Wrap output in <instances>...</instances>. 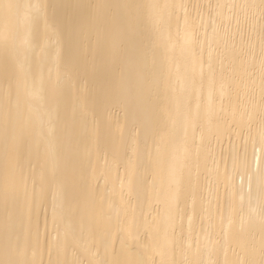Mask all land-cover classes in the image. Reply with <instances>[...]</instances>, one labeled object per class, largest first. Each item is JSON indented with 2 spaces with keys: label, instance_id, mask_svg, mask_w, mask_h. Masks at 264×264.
<instances>
[{
  "label": "bare ground",
  "instance_id": "6f19581e",
  "mask_svg": "<svg viewBox=\"0 0 264 264\" xmlns=\"http://www.w3.org/2000/svg\"><path fill=\"white\" fill-rule=\"evenodd\" d=\"M0 264H264V0H0Z\"/></svg>",
  "mask_w": 264,
  "mask_h": 264
},
{
  "label": "rangeland",
  "instance_id": "374dc122",
  "mask_svg": "<svg viewBox=\"0 0 264 264\" xmlns=\"http://www.w3.org/2000/svg\"><path fill=\"white\" fill-rule=\"evenodd\" d=\"M47 215V213L45 214V216ZM41 216H43V212L41 213Z\"/></svg>",
  "mask_w": 264,
  "mask_h": 264
}]
</instances>
